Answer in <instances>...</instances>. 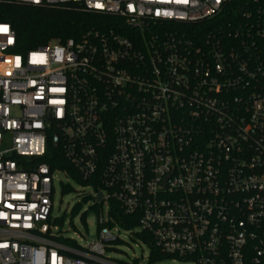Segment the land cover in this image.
<instances>
[{
  "label": "built area",
  "instance_id": "2783aa9c",
  "mask_svg": "<svg viewBox=\"0 0 264 264\" xmlns=\"http://www.w3.org/2000/svg\"><path fill=\"white\" fill-rule=\"evenodd\" d=\"M71 3L102 30L23 54L0 22V264H135L111 202L167 259L264 264V0H0ZM50 149L93 190L91 244L56 232Z\"/></svg>",
  "mask_w": 264,
  "mask_h": 264
},
{
  "label": "trees",
  "instance_id": "16d2710c",
  "mask_svg": "<svg viewBox=\"0 0 264 264\" xmlns=\"http://www.w3.org/2000/svg\"><path fill=\"white\" fill-rule=\"evenodd\" d=\"M105 20V17L86 12L81 5L76 3L60 6L59 8L32 7L23 4L0 6V22L11 24L17 35V49L19 53L23 54L39 47H45L53 41L64 43L70 39L78 38L81 33L93 28L102 30ZM49 152L55 154L59 162L57 165H52L53 168L59 167L68 170L70 176L79 181L74 170L63 160L58 150L50 149ZM71 190L70 185L63 187L64 194ZM111 203L110 217L114 221L110 222V227L118 225L125 231L135 230L139 227L138 216H126L118 203ZM93 207L97 211L98 207ZM86 218L87 214L85 213L81 217L83 223H86ZM141 238L151 243V239L147 234H141ZM150 248L152 250L151 263L167 259L166 256L157 252L152 245H150Z\"/></svg>",
  "mask_w": 264,
  "mask_h": 264
},
{
  "label": "rangeland",
  "instance_id": "374dc122",
  "mask_svg": "<svg viewBox=\"0 0 264 264\" xmlns=\"http://www.w3.org/2000/svg\"><path fill=\"white\" fill-rule=\"evenodd\" d=\"M69 183L72 190L63 193L62 183ZM55 196L53 199L54 208L52 218L56 219L55 227L57 233L68 239H73L79 244L88 245L95 242L98 238L99 231V208L94 210V200L88 198L87 194H93L92 189H85L79 181L62 174H58L55 180ZM108 205L104 206L105 214L108 212ZM87 214L86 223L82 222L81 217ZM140 227L133 232L124 233L123 240L126 244H115V247L121 251L115 255L116 259L125 263L135 264H184L173 259L151 263V248L148 244L138 241L134 233H138Z\"/></svg>",
  "mask_w": 264,
  "mask_h": 264
},
{
  "label": "water",
  "instance_id": "95a60500",
  "mask_svg": "<svg viewBox=\"0 0 264 264\" xmlns=\"http://www.w3.org/2000/svg\"><path fill=\"white\" fill-rule=\"evenodd\" d=\"M102 201V195H100L99 197H98V202H101Z\"/></svg>",
  "mask_w": 264,
  "mask_h": 264
}]
</instances>
